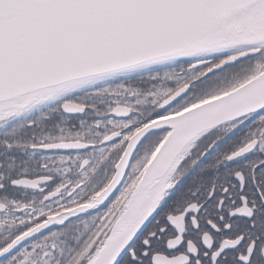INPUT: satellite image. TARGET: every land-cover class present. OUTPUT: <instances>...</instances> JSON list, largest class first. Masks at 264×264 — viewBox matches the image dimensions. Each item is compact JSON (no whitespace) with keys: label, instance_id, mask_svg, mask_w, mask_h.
I'll list each match as a JSON object with an SVG mask.
<instances>
[{"label":"snow or ice","instance_id":"1","mask_svg":"<svg viewBox=\"0 0 264 264\" xmlns=\"http://www.w3.org/2000/svg\"><path fill=\"white\" fill-rule=\"evenodd\" d=\"M0 264H264V0H0Z\"/></svg>","mask_w":264,"mask_h":264}]
</instances>
